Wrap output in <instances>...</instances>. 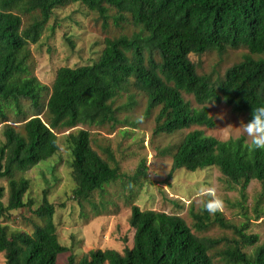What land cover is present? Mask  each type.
<instances>
[{"label": "trees", "instance_id": "obj_1", "mask_svg": "<svg viewBox=\"0 0 264 264\" xmlns=\"http://www.w3.org/2000/svg\"><path fill=\"white\" fill-rule=\"evenodd\" d=\"M82 4L106 25L132 24V35L106 38L99 58L91 65L57 69L50 89L31 74L29 45L39 42L55 9ZM30 16L23 25L22 16ZM53 29V28H52ZM245 49L242 59L221 77L199 74L189 56L209 51ZM264 0H0V124L10 113H19L26 100L39 108L48 94V123L33 116L23 132L5 124L0 145V181L7 186V202L0 187V253L5 264H56L62 246L54 224L55 207L46 196L32 212L40 220L29 233L9 231L1 218L10 212L31 208L25 201L29 181L25 172L52 158L59 150L56 130L78 126L116 123V112L134 105L131 88L146 98L148 115L160 108L153 135H171L189 128L213 129L215 121L205 104L224 102L235 114L251 119L252 107L264 105ZM129 100L118 109L117 98ZM183 95L191 96L196 105ZM71 155L75 183L72 199L93 207L94 193L120 179L113 156L102 158L91 145L90 134L80 129L65 136ZM172 157L166 180L178 170L195 172L216 168L228 182L245 191L252 181L264 184V150L246 143L244 137L224 141L205 136L200 130L188 132L170 149ZM111 163L114 166H111ZM146 162L141 160L131 186L146 179ZM104 210L105 204L100 203ZM256 211V209H255ZM192 228L204 232L211 226L229 230L231 238L197 235L179 216L130 207L128 225L133 230L132 246L122 252L90 250L76 264H264V243L255 247L256 235L247 234L248 223L236 226L221 212L190 211ZM264 217V212L256 219ZM244 247H253L251 252ZM67 264H74L73 256Z\"/></svg>", "mask_w": 264, "mask_h": 264}, {"label": "rangeland", "instance_id": "obj_2", "mask_svg": "<svg viewBox=\"0 0 264 264\" xmlns=\"http://www.w3.org/2000/svg\"><path fill=\"white\" fill-rule=\"evenodd\" d=\"M23 25L30 22V16H22ZM53 28V29H52ZM137 31L132 24L124 22L120 26L112 24L111 19L106 25L94 12L88 11L82 4H70L55 9L43 35L35 45H29L31 53V74L48 89L51 88L55 73L60 67L75 68L93 64L104 48L106 38H116L121 35H132ZM245 49H227L222 54L209 51L203 55H190V61L195 65L197 73L221 77L224 71L239 62ZM253 58H264V56ZM134 105L131 109H121L116 112V124L106 123L102 126L78 125L68 131L56 130L59 150L49 160L41 162L24 173L29 181V190L25 201H32L31 208L12 211L1 218V224L9 231L31 233L34 224H40L33 210L40 205L42 198L55 207L54 224L58 241L69 252L59 254L56 264H67V258L72 255L76 264L90 250H116L132 246L133 230L128 225L130 207L137 206L140 210H153L181 217L192 228L190 211L200 212L203 202L211 197L200 192L201 187L209 186L215 189L214 195L223 201L219 210L226 221L240 226L248 223L247 234L258 238L255 247L264 243V217L256 219V215L264 212V184L252 181L245 191V201L242 200L239 187L231 184L216 168H207L195 172L176 171L172 178L166 180L170 171L172 157L169 154L183 137L190 131L200 130L205 136L224 141L229 138L244 137L246 143L251 139L246 136L241 127L246 123V117L235 114L224 102L205 104L209 116L213 117L215 127L206 129L193 126L188 130L171 135H153L155 117L160 108H154L145 115V96L131 88ZM196 105L191 96L183 95ZM48 94H44L39 108L30 106L26 100L19 102V113H10L7 122L0 124V145L4 143L3 130L5 124L11 125L18 132L26 120L38 116L48 123L46 102ZM129 100L123 95L115 100L113 108L118 109ZM80 129L90 134L92 148L104 159L107 154L113 156L120 179L103 188L101 193H94L91 201L101 213L95 215L93 207L84 201L80 206L72 199L75 187L71 175V155L65 136L69 132ZM145 160L146 179L139 180L131 186L138 164ZM111 166H114L111 163ZM4 189L2 202H7V186L0 181ZM105 204L104 210L100 203ZM256 209V211H255ZM193 229V228H192ZM193 232L197 235L211 238L233 236L229 230L211 226L204 232ZM253 247H244V252H251ZM0 264H5L3 253H0ZM216 264H220L216 262Z\"/></svg>", "mask_w": 264, "mask_h": 264}, {"label": "clouds", "instance_id": "obj_3", "mask_svg": "<svg viewBox=\"0 0 264 264\" xmlns=\"http://www.w3.org/2000/svg\"><path fill=\"white\" fill-rule=\"evenodd\" d=\"M241 127L251 139V145L256 149L264 150V105L252 107L251 119L247 123H242ZM200 192L211 197L203 202V209L209 214H214L222 208L223 201L214 195V188L203 186Z\"/></svg>", "mask_w": 264, "mask_h": 264}]
</instances>
